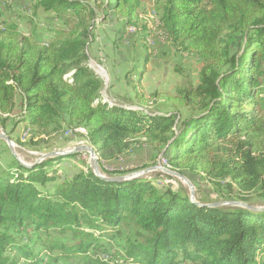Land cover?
<instances>
[{
    "label": "trees",
    "instance_id": "1",
    "mask_svg": "<svg viewBox=\"0 0 264 264\" xmlns=\"http://www.w3.org/2000/svg\"><path fill=\"white\" fill-rule=\"evenodd\" d=\"M27 1L31 13L0 11L3 127L20 94L17 127L50 135L81 125L87 135H78L101 160L144 139L173 170L204 174L220 198L197 188L200 206L184 188L148 177L109 181L91 167L60 180L55 163L66 156L32 167L14 157L11 170H0V264H264V210L206 205H254L263 182L264 0H154L157 28L202 66L198 84L185 76L175 94L137 90L143 108L104 101V80L88 64L96 26L111 8L125 29L136 25L143 40L151 33L140 24V0ZM40 9L50 13L42 22Z\"/></svg>",
    "mask_w": 264,
    "mask_h": 264
},
{
    "label": "rangeland",
    "instance_id": "2",
    "mask_svg": "<svg viewBox=\"0 0 264 264\" xmlns=\"http://www.w3.org/2000/svg\"><path fill=\"white\" fill-rule=\"evenodd\" d=\"M28 7L27 0H4V2L0 3V11L5 18L15 17L16 13H31L28 11ZM110 12H114L112 8ZM145 12L144 14L140 12L139 15L143 14L148 20L140 18V24L142 25L147 22L151 27V33H148L143 40L142 34L136 33L139 28L136 25H128L124 32L123 41L121 42L125 50H131L133 52L132 62L124 67V70L128 71L127 74L129 78V80L126 81V86L129 88L126 93H120L118 96L114 97L110 94L109 56L105 55L106 57H101L102 54H105L104 49H101V52L97 53L88 50L89 66L104 80L101 97L110 104L143 108V105L136 97L137 90L140 93L146 94L148 97L157 90L175 94L177 89L184 84L185 76L186 78L190 77L194 85H197L199 82V70L202 66V61L198 59L196 54L188 51L181 52L170 45L166 34L160 28L154 26V23L157 22V16L153 12V7L148 11L145 10ZM38 15L41 22L50 17V13H46L42 9H40ZM105 20L107 19L102 18L99 22ZM130 26L135 27L137 31H131ZM146 54L151 55V58L147 62L144 56ZM149 55H147V58H149ZM71 74L72 73L67 76L70 77ZM130 89L132 92L131 94H129ZM21 107L22 98L21 95L18 94L16 96V108L14 112L12 114H6V116H9L10 120L5 127L0 123V134L1 132L6 133L13 143V148H10L8 142L0 138V170H11L12 168L10 167L14 165V157L19 162L34 165L45 160L46 158H43V155L48 152L72 149L77 144H80L77 143L80 141L87 142L84 144L91 145L82 136L78 135H87V130L81 125L73 126L75 124H65L60 132H55L50 135H36L38 134L37 131L26 124H21L17 127L14 122L21 114ZM155 109H159L162 112L170 110L169 107L163 104L156 105ZM183 114L186 115L185 110H183ZM28 127L31 128V131L28 136H24L26 133L25 130ZM70 130H72V133H69ZM34 134V143L30 144V137ZM89 156L88 152L82 151L79 152V155H67L61 161L56 162L55 168H58L59 179L63 180L70 178L81 170H89L91 167ZM164 159L163 152H159L156 147L143 139L140 142H136L123 154L116 155V157L110 159L103 157L102 160L100 159L99 161V167L103 175L106 174L105 171H120L121 173H116L114 176H136L155 165L161 164L165 166L163 165ZM167 168L172 169L170 166H167ZM91 169L93 168L91 167ZM182 174L191 180L195 186V191H197V188H200L199 193L201 197L206 196L213 200L220 198L219 193L213 191V184L208 181L204 174ZM141 177L152 178L158 185L170 183L174 187L184 188L190 195L189 185L185 181L162 170H149ZM222 189L223 193L229 191L228 187H223ZM252 199V203L255 206L264 207V178L260 189L252 194ZM27 232H31L30 229H27ZM15 233L21 236L24 234V230ZM37 248V252L43 256L46 248L44 246H38ZM19 262L20 264H24L23 259H20ZM185 264L192 263L187 262Z\"/></svg>",
    "mask_w": 264,
    "mask_h": 264
},
{
    "label": "crops",
    "instance_id": "3",
    "mask_svg": "<svg viewBox=\"0 0 264 264\" xmlns=\"http://www.w3.org/2000/svg\"><path fill=\"white\" fill-rule=\"evenodd\" d=\"M153 5L154 0H140L138 15L140 12L146 13L145 10L148 11ZM143 14L139 15V18H144ZM124 29L122 19L114 12H110L107 20L97 24L94 39L88 48L89 51L92 50L96 53L104 49L105 54H102L101 57L109 56L110 94L113 97L118 96L120 93H126L129 89L126 86V81L129 80L128 71L124 70V67L132 62L133 52L125 50L124 45L121 43L124 37ZM147 55L149 54L144 55L146 62L151 58V55L148 56L149 58H147ZM131 93L130 89L129 94Z\"/></svg>",
    "mask_w": 264,
    "mask_h": 264
},
{
    "label": "water",
    "instance_id": "4",
    "mask_svg": "<svg viewBox=\"0 0 264 264\" xmlns=\"http://www.w3.org/2000/svg\"><path fill=\"white\" fill-rule=\"evenodd\" d=\"M0 138L6 140L10 146V148H13V143L12 140L9 138V136L6 133H1L0 134ZM82 151H86L90 154V164L91 167L93 168L94 173L105 179V180H109V181H122V180H128V179H132V178H136V177H141L143 176L147 171L149 170H162L170 175L179 177L180 179H182L183 181H185L190 188V198L193 202H196L198 205L202 206L205 204L202 203H198L195 199V186L193 185V183L191 182V180L189 178H187L185 175H183L182 173L169 169L166 166H162L161 164L155 165L153 167H151L148 170H144L141 174L136 175V176H127V175H122V176H107V175H103L100 171V167H99V157L97 155L96 150L94 149L93 146L88 145V144H84V145H80V146H75L72 149H68V150H62V151H52V152H48L46 154L43 155V158H49V157H59V156H67V155H71L74 153H78V152H82ZM24 166H28V167H32L34 165H28L25 164L23 162H21ZM172 185V184H171ZM208 206H220V205H241V206H246L252 210H264V207H259V206H254V205H249L247 203H243L240 201H220V202H214V203H209L206 204Z\"/></svg>",
    "mask_w": 264,
    "mask_h": 264
},
{
    "label": "built area",
    "instance_id": "5",
    "mask_svg": "<svg viewBox=\"0 0 264 264\" xmlns=\"http://www.w3.org/2000/svg\"><path fill=\"white\" fill-rule=\"evenodd\" d=\"M131 31H137V29L135 28V27H131ZM78 128V127H77ZM76 128V129H77ZM75 129V130H76ZM74 130V131H75ZM1 133H3V132H1ZM69 133H72V130H70V132ZM77 143H80V144H77L76 146H79V145H84V143H87V142H84V141H80V142H77ZM75 147V146H74ZM84 152H86V151H84ZM90 155V154H89ZM89 158H90V156H89ZM166 162H167V159L165 158L164 159V163H163V165H165L166 166Z\"/></svg>",
    "mask_w": 264,
    "mask_h": 264
},
{
    "label": "bare ground",
    "instance_id": "6",
    "mask_svg": "<svg viewBox=\"0 0 264 264\" xmlns=\"http://www.w3.org/2000/svg\"><path fill=\"white\" fill-rule=\"evenodd\" d=\"M155 16V15H154ZM156 20V19H155ZM154 26L157 28V26H158V21L157 22H155L154 23ZM153 27V26H152ZM130 28H131V26H130ZM26 133L24 134V136H28V134L30 133V131H31V128H27L26 130ZM166 165H167V162H166ZM167 167V166H166Z\"/></svg>",
    "mask_w": 264,
    "mask_h": 264
}]
</instances>
